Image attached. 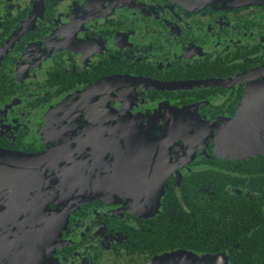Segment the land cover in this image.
<instances>
[{"label":"flooded vegetation","instance_id":"1","mask_svg":"<svg viewBox=\"0 0 264 264\" xmlns=\"http://www.w3.org/2000/svg\"><path fill=\"white\" fill-rule=\"evenodd\" d=\"M185 4L0 0V264L260 259L264 153L217 144L264 81V0Z\"/></svg>","mask_w":264,"mask_h":264},{"label":"water","instance_id":"2","mask_svg":"<svg viewBox=\"0 0 264 264\" xmlns=\"http://www.w3.org/2000/svg\"><path fill=\"white\" fill-rule=\"evenodd\" d=\"M185 5L198 8L212 0H184ZM237 129L230 136L224 133L217 151L226 154L254 155L264 153V81L249 89L239 112ZM236 157V156H233ZM227 253L198 255L182 252L158 256L148 264H228Z\"/></svg>","mask_w":264,"mask_h":264},{"label":"trees","instance_id":"3","mask_svg":"<svg viewBox=\"0 0 264 264\" xmlns=\"http://www.w3.org/2000/svg\"><path fill=\"white\" fill-rule=\"evenodd\" d=\"M232 242L234 243H237L239 242V240H233ZM209 247H210V251L212 252H218L219 250H226L227 248H231V245H227L225 246L224 245V240L223 239H219L217 237H214V238H210L209 239V243H208ZM245 245V241H241L240 245L239 246H236V248H231V262L232 264H240V261H239V257H238V254L236 253V250L237 249H241V250H244L246 247H242ZM258 248H261V247H258ZM259 260H257L256 263L254 264H264V253L263 254H259Z\"/></svg>","mask_w":264,"mask_h":264}]
</instances>
